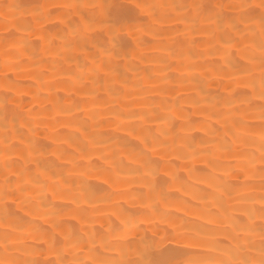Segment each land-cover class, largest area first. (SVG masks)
Here are the masks:
<instances>
[{"label": "bare ground", "instance_id": "1", "mask_svg": "<svg viewBox=\"0 0 264 264\" xmlns=\"http://www.w3.org/2000/svg\"><path fill=\"white\" fill-rule=\"evenodd\" d=\"M83 2L0 0V264H130L153 236L261 264L262 0H138L115 37L73 28Z\"/></svg>", "mask_w": 264, "mask_h": 264}, {"label": "snow or ice", "instance_id": "2", "mask_svg": "<svg viewBox=\"0 0 264 264\" xmlns=\"http://www.w3.org/2000/svg\"><path fill=\"white\" fill-rule=\"evenodd\" d=\"M69 9L77 8L80 10H92L91 14L88 11H83V14L78 17L77 24L73 25V28L87 29L92 25H98L102 29H106L107 34H111L115 37L120 31H122L126 25L124 19L131 16L133 13L142 11L143 8L149 7L145 3L138 2V0H84L83 3L66 5ZM250 6L243 3V0H236L231 4H224L221 0H216L215 3H205V0H192V3L188 5L190 10H195L198 14L205 13L210 18L216 15L217 19H220L219 13L225 8L236 12H243ZM261 7H264V0H262ZM42 13L49 12L48 8L43 5L40 6ZM56 6H51V11H55ZM222 22L228 23L227 19ZM261 25L264 27V13L261 14ZM68 24H72L71 18L68 19ZM234 26V25H233ZM12 36V34H9ZM13 40H22L23 37H12ZM264 49V44L261 45ZM262 63H264V54H262ZM45 166H47L45 162ZM264 211V209H262ZM261 231L264 232V224L261 225ZM175 237H173L174 239ZM264 243V241H262ZM157 251V241L155 237H151L144 241L143 247L139 253V259L130 264H177V262L161 261L155 259ZM244 264H250L245 261ZM261 264H264V259L261 260Z\"/></svg>", "mask_w": 264, "mask_h": 264}]
</instances>
